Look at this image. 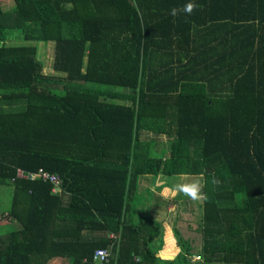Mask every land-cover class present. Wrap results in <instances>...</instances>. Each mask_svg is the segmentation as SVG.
<instances>
[{
	"label": "trees",
	"instance_id": "trees-1",
	"mask_svg": "<svg viewBox=\"0 0 264 264\" xmlns=\"http://www.w3.org/2000/svg\"><path fill=\"white\" fill-rule=\"evenodd\" d=\"M13 1L0 2V193L11 186L16 225L0 223V264H94L97 247L101 264H193L180 229L162 259L160 224L125 216L157 175L207 182L196 264H264V0H195L176 17L188 0ZM49 40L62 78L43 74L34 42ZM16 168L58 175L67 200L11 181Z\"/></svg>",
	"mask_w": 264,
	"mask_h": 264
},
{
	"label": "rangeland",
	"instance_id": "rangeland-1",
	"mask_svg": "<svg viewBox=\"0 0 264 264\" xmlns=\"http://www.w3.org/2000/svg\"><path fill=\"white\" fill-rule=\"evenodd\" d=\"M10 1L11 0H1V2L3 3V7L6 8L7 5H9ZM13 6H14V1H13L12 7H9V8L7 7V10L12 9ZM8 33L10 34V36H9V39H7L5 41L7 44H21V43L26 44L27 43L24 40H21V39L16 37L19 33L18 29H16V30L15 29L14 30L13 29H7V34ZM34 43L38 47V57L43 62V74H45L47 76L58 78L57 76H60V75L53 72V70H52L53 43L51 41H48V42L37 41ZM57 88H60V85H58ZM154 141L157 142V144L162 145L163 148L165 147V150L167 148H169V146H167V144H169L170 140H169V138H166L165 136H161L160 138L154 137ZM155 153L156 152L153 151V155L157 156ZM149 177L152 178V176H149ZM178 178L177 179L179 182L181 177H178ZM187 178L193 179V178H198V177L192 176V177H187ZM5 188H6L5 185H3L1 187V193H0L1 194V209L5 208V204L6 205L8 204V206L10 204V193L7 196V200H5V196H3V192H4ZM155 188L158 189L157 187H155ZM140 195H142V197H141L142 202H144L147 206V207H144L143 214L148 215L149 217L153 218L155 213H156V210H159L160 207H157L155 209L150 208V203L153 202L150 200V198H151L150 192L143 190V193H141ZM153 197H154V195L152 196V198ZM180 198H182V201L179 202V200H181ZM170 199H172V198H170ZM175 199L177 200V205L171 204L170 208H169L170 209L169 216L164 217V220L166 221V225H167L166 230L171 233L172 232L171 227L173 226V224H175V226L178 229H180L182 236L184 238L188 239L191 246H192L194 254L191 256V259H192V263L196 264L198 262L197 259L199 258V256L197 255V252L200 249L199 247H200V238H201L200 232L198 231L199 216L201 213L200 205H198V204H200L201 201H193L186 196L182 197V195L181 196L176 195ZM148 200H149V202H148ZM154 200H155V197H154ZM169 232H166L165 229L163 228V226L160 225L161 236H159L155 241H152L151 244L156 242L157 245H159V244L163 245L164 240H166L167 237H169L171 235ZM172 235L174 236V234H172ZM149 245H150V242H149Z\"/></svg>",
	"mask_w": 264,
	"mask_h": 264
},
{
	"label": "crops",
	"instance_id": "crops-1",
	"mask_svg": "<svg viewBox=\"0 0 264 264\" xmlns=\"http://www.w3.org/2000/svg\"><path fill=\"white\" fill-rule=\"evenodd\" d=\"M1 2V0H0ZM1 5L3 7V3L1 2ZM13 5V0H11L9 2V5H7V7H12ZM7 7L3 9L4 10H7ZM50 41V40H49ZM48 42V41H47ZM53 43V41H51ZM53 70V68H52ZM53 72H55V70H53ZM57 74H59L60 76H57L58 78H62L63 77V74L62 73H58V72H55ZM163 136V135H161ZM160 135L158 136H155V137H161ZM154 151L156 152L155 154L157 155H167V153H169V148H167L165 150V147L163 148L162 145H159L157 144V142H155L154 146ZM178 177H181V176H178ZM178 177H174L172 179L170 178H167L165 176H162V175H157V176H152V178H150L149 176H144V177H141V179L139 180V185H138V191L136 193V196H135V202L133 204V207L130 211L126 212L125 216L129 219H131L133 222H138L140 219H147V218H150L154 221H157L160 225L163 226V228L165 229L166 232H169L166 230V221L164 220V217L165 216H169V211H170V205L171 204H174V205H177V198L175 199L172 198L170 199L171 195L169 194V198H165L164 196L161 195L164 187H171L172 185H174L175 183L178 182ZM186 177V176H185ZM189 177H192V176H189ZM178 178V179H177ZM158 182L160 183L161 186H157ZM6 188L4 189V192H3V196H5V200H7V196L11 195V186L9 185H5ZM155 187H157L158 189H156ZM143 190L147 191V192H150V200L153 201L152 203H150V208L151 209H155L157 207H160L159 210H156V213L154 215V219L152 217H149L148 215H145L143 214V209L144 207H147L146 204L144 202H142V195H140L141 193H143ZM63 192V191H62ZM52 194V193H51ZM63 195V199L62 200H67L68 196L65 195L64 193H59L58 195ZM154 195L155 197V200H154V197L152 198V196ZM182 194L178 195V196H181ZM182 197H184V195H182ZM182 201V198H180ZM149 202V200H148ZM200 205V204H198ZM10 206V204H9ZM9 206L8 204L6 205L5 204V208L3 210H5V212H3L4 215H6V209H9ZM149 206V205H148ZM153 207V208H152ZM1 230H6L8 226H13V225H16L14 221L10 220V218H3V220H1ZM173 227H176L175 224H173V226L171 227V235L169 237H167L166 240H164V244L161 245L160 247V250L158 251V255L160 258H166V256H175L178 251H179V247L177 246L176 244V239H175V236H173ZM162 228V227H161ZM110 233H113L115 234V232L113 231H109L108 232V236ZM109 238H111L109 236ZM47 264H66V259L64 257H61V256H53L51 257L50 259H48V262Z\"/></svg>",
	"mask_w": 264,
	"mask_h": 264
},
{
	"label": "clouds",
	"instance_id": "clouds-1",
	"mask_svg": "<svg viewBox=\"0 0 264 264\" xmlns=\"http://www.w3.org/2000/svg\"><path fill=\"white\" fill-rule=\"evenodd\" d=\"M198 7L199 5L195 3V0H188L182 8H172L170 15L176 17L178 14L183 13L190 16ZM211 182L214 185L221 183V181L217 178H214ZM206 183L207 182L204 181L202 177L189 179L182 175L179 182L175 183L171 187H164L161 195L165 198H169L170 194L171 198H174L176 195L182 194L193 201H204L207 199V194L203 192V188L206 186ZM157 186H161L159 182Z\"/></svg>",
	"mask_w": 264,
	"mask_h": 264
},
{
	"label": "built area",
	"instance_id": "built-area-1",
	"mask_svg": "<svg viewBox=\"0 0 264 264\" xmlns=\"http://www.w3.org/2000/svg\"><path fill=\"white\" fill-rule=\"evenodd\" d=\"M26 179V180H40L42 182H47L50 184V193L52 194H59L62 193V181L58 175L52 174L48 171L39 168L35 171H23L21 169L15 170L14 176L10 179ZM109 236L111 238H117L116 234L110 233ZM110 254V250L106 247H97L94 249L92 254V263L94 264H101L106 262L108 259V255ZM85 259V258H84Z\"/></svg>",
	"mask_w": 264,
	"mask_h": 264
}]
</instances>
